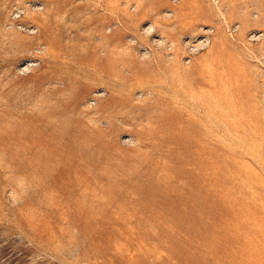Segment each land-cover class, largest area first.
<instances>
[{"label": "rangeland", "instance_id": "obj_1", "mask_svg": "<svg viewBox=\"0 0 264 264\" xmlns=\"http://www.w3.org/2000/svg\"><path fill=\"white\" fill-rule=\"evenodd\" d=\"M0 264H264V0H0Z\"/></svg>", "mask_w": 264, "mask_h": 264}, {"label": "bare ground", "instance_id": "obj_2", "mask_svg": "<svg viewBox=\"0 0 264 264\" xmlns=\"http://www.w3.org/2000/svg\"><path fill=\"white\" fill-rule=\"evenodd\" d=\"M150 27H151V26H150ZM150 27H149V29H150ZM205 41H206V39H205ZM202 43H203V42L200 41L198 44L196 43V46L198 47V46H200V45H203L204 43H203V44H202ZM189 44H190V43H189ZM205 44H206V43H205ZM191 45H192V44H191ZM195 48H196V47H195ZM196 49H198V48H196Z\"/></svg>", "mask_w": 264, "mask_h": 264}]
</instances>
